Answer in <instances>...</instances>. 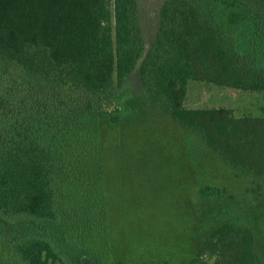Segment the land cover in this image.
Instances as JSON below:
<instances>
[{"label": "trees", "instance_id": "trees-1", "mask_svg": "<svg viewBox=\"0 0 264 264\" xmlns=\"http://www.w3.org/2000/svg\"><path fill=\"white\" fill-rule=\"evenodd\" d=\"M142 19L139 0H0V264H264V117L185 106L190 82L264 92V0H162L149 42ZM140 112L250 184L198 180L188 250L116 241L112 154Z\"/></svg>", "mask_w": 264, "mask_h": 264}, {"label": "rangeland", "instance_id": "rangeland-1", "mask_svg": "<svg viewBox=\"0 0 264 264\" xmlns=\"http://www.w3.org/2000/svg\"><path fill=\"white\" fill-rule=\"evenodd\" d=\"M139 1L143 31L149 42L162 0ZM185 106L229 108L236 117H264V92L190 82ZM140 114L120 128L116 136L117 157L112 154V194L118 208L114 225L116 241L120 246L136 249L140 238L147 246L161 238L174 242L169 249L175 252L188 250L195 236L190 234L203 223L199 220L202 199L197 192L198 180L214 178L213 183L228 184L236 192L240 187L235 184L244 187L249 183L229 178L230 170L198 156L201 152L188 147L187 135L170 119L158 114Z\"/></svg>", "mask_w": 264, "mask_h": 264}]
</instances>
